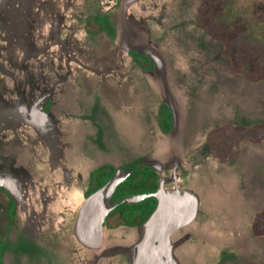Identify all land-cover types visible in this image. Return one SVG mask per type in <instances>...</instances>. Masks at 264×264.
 Listing matches in <instances>:
<instances>
[{
  "label": "water",
  "instance_id": "water-1",
  "mask_svg": "<svg viewBox=\"0 0 264 264\" xmlns=\"http://www.w3.org/2000/svg\"><path fill=\"white\" fill-rule=\"evenodd\" d=\"M201 2L0 0V188L12 201L2 264H264L252 231L264 141L219 163L206 138L264 124V80L233 70ZM103 166L112 175L87 194ZM139 166L155 190L119 196ZM148 197L142 222L107 225L117 204Z\"/></svg>",
  "mask_w": 264,
  "mask_h": 264
},
{
  "label": "rangeland",
  "instance_id": "rangeland-1",
  "mask_svg": "<svg viewBox=\"0 0 264 264\" xmlns=\"http://www.w3.org/2000/svg\"><path fill=\"white\" fill-rule=\"evenodd\" d=\"M199 10L209 33L226 43L225 51L231 58L232 68L234 66L240 71L238 73L250 80L264 76V0H202ZM93 28L86 27L87 30ZM140 62L148 65L142 58ZM261 139H264V125L250 130L226 126L208 135L220 159L235 152L239 142L252 143ZM119 222L114 214L107 225L115 226ZM254 229L258 236L264 237V214L258 218ZM6 243L7 237L5 241L0 240L1 264V252Z\"/></svg>",
  "mask_w": 264,
  "mask_h": 264
},
{
  "label": "trees",
  "instance_id": "trees-1",
  "mask_svg": "<svg viewBox=\"0 0 264 264\" xmlns=\"http://www.w3.org/2000/svg\"><path fill=\"white\" fill-rule=\"evenodd\" d=\"M93 21L97 22L96 24L98 25V27H100L102 23L100 18L95 17ZM223 44H224V49L226 50V43L223 42ZM132 55L135 57L136 53L132 52ZM145 60L148 64L152 66L149 60H147L146 58ZM233 69L236 72H240L238 69L234 68V66H233ZM257 79H264V76L258 77ZM158 120H159L161 127L164 130L169 129V126L171 123V115H170L169 110L164 105H161L159 108ZM259 126L261 125H254L249 129H255ZM111 174H112V170L110 172H107L105 170H102L101 168L93 171L91 173L87 194H89L90 192L94 191L95 189L103 185L109 179ZM147 182H152V186L149 189V191H154L156 187V182H155V174L153 170L148 166H139L127 178H125L120 184H118L116 189L118 188L121 194L123 195L128 194V193L141 192ZM115 201L117 202L118 200L115 199ZM154 206H155L154 198L149 197L143 203L117 204V206L111 211L109 215L110 216L114 214L117 215L120 221L117 225H120V224L134 225V224L142 222L148 216V214L152 211ZM263 214H264V211H260L259 213H257L255 215L253 223H255L258 220V218Z\"/></svg>",
  "mask_w": 264,
  "mask_h": 264
},
{
  "label": "flooded vegetation",
  "instance_id": "flooded-vegetation-1",
  "mask_svg": "<svg viewBox=\"0 0 264 264\" xmlns=\"http://www.w3.org/2000/svg\"><path fill=\"white\" fill-rule=\"evenodd\" d=\"M93 19L94 18H92V19H89L88 20V22H87V25H86V27L87 28H89V27H91V26H93L94 28L93 29H88V31L90 32V33H96L97 31H99L100 30V28H101V26H102V23H101V25H100V27H98V25L96 24L97 22H95V21H93ZM135 58L139 61V63L143 66V67H145V68H151V65L150 64H148L147 66L146 65H144V64H142L141 62H140V59L142 58V59H144L145 60V58L144 57H142V56H140V55H138V54H136L135 55ZM209 141V140H208ZM209 144H210V146H211V151L213 152V154L215 155V157H217V159H219L218 158V156H216V153H215V151H214V147L212 146V143L209 141ZM229 157H227V158H224L222 161H225L226 159H228ZM110 168L111 167H109V166H103V167H101V169L102 170H105V169H107V170H105V171H107V172H110L111 170H112V173H113V168H111V170H110ZM151 186H152V182H147L146 183V185L144 186V188H143V190L141 191V192H134V193H149V192H152V191H149V189L151 188ZM116 191H117V194L119 195V196H122L123 194H121V192H120V190L117 188L116 189ZM129 194V193H128ZM125 195V194H124ZM149 198V197H148ZM148 198H145V199H143L142 201H140V202H137V203H133V204H138V203H143L146 199H148ZM116 199V198H115ZM11 207H12V201H11V199L9 198V196L0 188V240L1 241H5V239H6V237H7V233H8V227H9V224L11 223V218H10V211H11ZM261 211H264V207L262 208V210ZM149 215V214H148ZM111 216L109 215L108 216V218H107V222H108V220H109V218H110ZM256 223H257V221L253 224V231L256 233V231H255V225H256ZM264 234V233H263ZM262 234V235H263ZM257 235H258V233H257ZM1 264V263H0Z\"/></svg>",
  "mask_w": 264,
  "mask_h": 264
},
{
  "label": "crops",
  "instance_id": "crops-1",
  "mask_svg": "<svg viewBox=\"0 0 264 264\" xmlns=\"http://www.w3.org/2000/svg\"><path fill=\"white\" fill-rule=\"evenodd\" d=\"M201 15V14H200ZM201 20H202V18H201ZM202 25H203V23H202ZM204 26V25H203ZM205 27V26H204ZM208 31V30H207ZM209 32V31H208ZM225 50V49H224ZM255 125H264V124H255ZM226 126H232V127H237V128H243V129H245V130H250L249 128H251V127H243V126H236V125H232V124H229V123H226V124H222V125H220L219 127H216V128H213V129H211L209 132H208V134H207V141H208V135H209V133H211L212 131H214V130H218V129H220V128H223V127H226ZM254 126V125H253ZM261 141H264V139H261L260 141H256V142H252V143H241V144H237V150L235 151V152H233V153H231V152H229V154L225 157V158H227V157H229L228 159H226L225 161H222L223 159H220L219 157V159H217V157H215V155L213 154V152L211 151V146H210V144H209V141H208V144H209V148H210V151H211V154H212V156L215 158V160L217 161V162H219V163H223V162H226V161H228V160H230L231 158H233L235 155H237V154H239L240 153V151H241V147H242V145L243 144H254V143H259V142H261ZM217 156V155H216ZM264 207V206H263ZM262 210V209H261ZM260 210V211H261ZM259 211V212H260ZM258 212V213H259ZM257 214V213H256ZM255 214V215H256ZM254 218H255V216H254ZM254 222V219H253V221H252V231H253V223ZM117 226V225H116ZM253 233L255 234V232L253 231ZM255 235H257V234H255Z\"/></svg>",
  "mask_w": 264,
  "mask_h": 264
}]
</instances>
